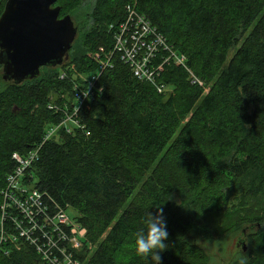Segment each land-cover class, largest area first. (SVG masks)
I'll return each mask as SVG.
<instances>
[{"label":"trees","instance_id":"trees-1","mask_svg":"<svg viewBox=\"0 0 264 264\" xmlns=\"http://www.w3.org/2000/svg\"><path fill=\"white\" fill-rule=\"evenodd\" d=\"M87 1L57 4L77 29L62 66L22 84L0 78V205L13 155L37 151L27 183L51 216L77 212L87 230L82 264H145L135 233L160 208L169 233L162 264H210L214 247L225 252L237 236L247 250L228 264H264V0ZM128 8L187 56L203 87L170 66L162 81L173 91L159 94L112 54L111 26ZM98 53L113 59L101 92L45 142L74 113L63 104L97 70L90 55ZM0 264L47 263L24 245Z\"/></svg>","mask_w":264,"mask_h":264},{"label":"built area","instance_id":"built-area-1","mask_svg":"<svg viewBox=\"0 0 264 264\" xmlns=\"http://www.w3.org/2000/svg\"><path fill=\"white\" fill-rule=\"evenodd\" d=\"M111 30L115 40L112 54L119 53L135 77L155 86L159 94L170 92L169 85L162 82V73L170 66L184 69L192 84L203 87L204 82L189 67L187 56L169 44L150 20L138 15L135 9L128 8L125 19L111 26ZM112 54L103 58L99 53L95 54L100 57L97 70L90 76H81L82 88L75 87L74 113L66 114L61 125L50 128L45 142L52 140L61 127L72 122L87 100L101 92L97 83L112 63ZM37 155V151L24 156L19 153L13 155L16 167L8 175L0 205V256L9 257L24 245H31L47 264H82L78 256L82 253L87 230L68 215V210L58 208L51 216L41 193L30 187L33 181L27 183L26 178L31 174Z\"/></svg>","mask_w":264,"mask_h":264},{"label":"water","instance_id":"water-1","mask_svg":"<svg viewBox=\"0 0 264 264\" xmlns=\"http://www.w3.org/2000/svg\"><path fill=\"white\" fill-rule=\"evenodd\" d=\"M59 1H7L0 17V66L5 82L35 80L42 68L60 67L68 59L77 29L70 16L61 17ZM240 243L246 251L245 243Z\"/></svg>","mask_w":264,"mask_h":264},{"label":"clouds","instance_id":"clouds-1","mask_svg":"<svg viewBox=\"0 0 264 264\" xmlns=\"http://www.w3.org/2000/svg\"><path fill=\"white\" fill-rule=\"evenodd\" d=\"M169 238L167 219L160 208L155 214L147 211L141 228L135 233L134 246L145 264H162V254L167 250ZM241 264H244L241 261Z\"/></svg>","mask_w":264,"mask_h":264},{"label":"rangeland","instance_id":"rangeland-1","mask_svg":"<svg viewBox=\"0 0 264 264\" xmlns=\"http://www.w3.org/2000/svg\"><path fill=\"white\" fill-rule=\"evenodd\" d=\"M94 0H88L87 1V4H91ZM234 54L232 53L229 57V60L231 59V57L233 56ZM90 58L97 64L100 57L96 56L95 54H91L90 55ZM67 61V60H66ZM64 61V62H66ZM2 75H3V70L1 69V73H0V78H2ZM3 80V78H2ZM4 81V80H3ZM163 82V81H162ZM3 83V82H2ZM165 84V83H164ZM166 85H169L170 87V92L171 93L173 91V87L170 85V84H166ZM75 87V86H74ZM169 95V94H168ZM71 98H67V101L64 102L63 105H65L67 107V105L69 103H74V101H70ZM70 101V102H69ZM68 215L71 217V218H75L77 217V212L74 210V209H69L68 210ZM241 240H245L246 241V238L245 236H237L236 238H233V239H230L228 240V243H227V246L225 248V252L223 249H219L217 247H214L213 249V253L211 254L212 257H214V260L212 262H210V264H228L229 260L231 258L234 257V255H236L238 252L242 251V244L240 243ZM238 244V246H237Z\"/></svg>","mask_w":264,"mask_h":264},{"label":"bare ground","instance_id":"bare-ground-1","mask_svg":"<svg viewBox=\"0 0 264 264\" xmlns=\"http://www.w3.org/2000/svg\"><path fill=\"white\" fill-rule=\"evenodd\" d=\"M57 107H59V106H57ZM55 109V108H54ZM60 109V108H59Z\"/></svg>","mask_w":264,"mask_h":264}]
</instances>
